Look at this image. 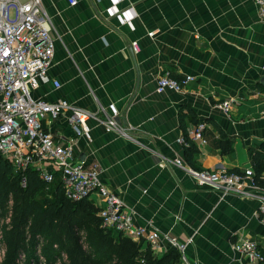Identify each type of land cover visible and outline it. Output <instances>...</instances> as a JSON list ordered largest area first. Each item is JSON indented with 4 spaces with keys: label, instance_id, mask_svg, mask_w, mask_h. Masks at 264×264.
I'll return each instance as SVG.
<instances>
[{
    "label": "crops",
    "instance_id": "1",
    "mask_svg": "<svg viewBox=\"0 0 264 264\" xmlns=\"http://www.w3.org/2000/svg\"><path fill=\"white\" fill-rule=\"evenodd\" d=\"M113 1L42 0L55 51L50 81L32 95L106 114L115 103L121 122L134 127L133 139L89 119L92 140L78 138L72 157L99 165L102 183L125 211H134L135 225L179 242L196 233L186 249L191 264H264L261 190L252 179L244 178L245 195L223 194L173 165L181 158L195 169L243 174L253 170L252 154L264 158V22L256 6L251 0H122L116 8L123 20L112 13ZM163 75L194 79L184 91L158 93ZM228 99V113L216 107ZM200 123L205 143L199 145L187 130ZM41 126L62 144L74 136L64 116L46 117ZM89 199L102 204L97 195ZM244 240L255 242L263 260L234 248ZM160 245L161 253L169 249L166 241Z\"/></svg>",
    "mask_w": 264,
    "mask_h": 264
},
{
    "label": "built area",
    "instance_id": "2",
    "mask_svg": "<svg viewBox=\"0 0 264 264\" xmlns=\"http://www.w3.org/2000/svg\"><path fill=\"white\" fill-rule=\"evenodd\" d=\"M120 1H113V14L121 15L116 8ZM251 1L256 6L259 20L264 22V0ZM68 3L73 6L77 0H68ZM121 16L126 20V15ZM154 34L149 32L148 36L153 37ZM54 51L55 40L42 0H0V155L11 163L15 172L22 174L27 168L37 170L47 185L58 174L65 196L72 201L97 195L102 201L98 216L104 228H111L134 240H144L155 255L164 253H161L160 242L166 241L169 248L178 251L179 264H191L186 249L194 242L196 233L185 242H179L158 230L146 232L144 227L135 225L134 211H125L123 200L102 183L99 165L91 163L86 166L73 159L72 145L76 140L80 137L88 142L92 140L89 119H94L106 132H115L128 139H133L134 127L121 122L113 102L107 105L110 114H106L105 108L91 112L66 99L51 102L43 97H34L32 91L41 83L50 81L48 71ZM132 51H138L136 43H132ZM193 79L191 75L182 80L163 75L157 79L156 92L184 91ZM54 86L60 87V84L54 81ZM231 104L232 99H228L217 103L216 107L228 113ZM99 112L105 115L101 116ZM60 116L66 118L74 132L66 144L55 141L52 134L41 126L44 118L56 119ZM203 128L204 125L200 123L188 129L189 139L199 145L204 144ZM179 141L188 145L183 137ZM173 165L182 168L197 185L208 186L223 194L245 195L244 178L252 179L254 176L250 169L244 170L243 174L225 169H195L181 158L174 159ZM21 184L26 185L24 177ZM253 184L261 190L259 214L264 223V186ZM234 248L252 258L263 260L253 241H240L234 244Z\"/></svg>",
    "mask_w": 264,
    "mask_h": 264
},
{
    "label": "trees",
    "instance_id": "3",
    "mask_svg": "<svg viewBox=\"0 0 264 264\" xmlns=\"http://www.w3.org/2000/svg\"><path fill=\"white\" fill-rule=\"evenodd\" d=\"M252 160L253 182L264 186V158ZM98 210L89 198L68 199L58 174L47 185L37 170L15 172L0 155V264H179L174 248L155 255L144 240L104 228Z\"/></svg>",
    "mask_w": 264,
    "mask_h": 264
}]
</instances>
